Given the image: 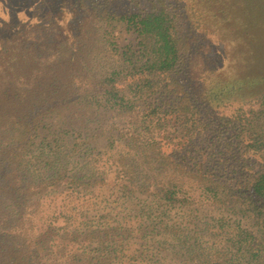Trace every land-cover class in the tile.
Listing matches in <instances>:
<instances>
[{
	"label": "trees",
	"instance_id": "16d2710c",
	"mask_svg": "<svg viewBox=\"0 0 264 264\" xmlns=\"http://www.w3.org/2000/svg\"><path fill=\"white\" fill-rule=\"evenodd\" d=\"M259 5L132 0L118 11L79 0L63 26L25 23L2 38L0 264H105L116 228L70 229L58 222L61 215L65 221L74 215L63 204L43 213L52 194L74 200L105 183L93 173L54 166L62 147L80 148L76 139L64 138L67 121L92 122L100 109L117 119L100 135L122 190L144 191L171 208L199 202L245 217L254 229L238 226L219 264H264V166L254 170L250 163L252 157L264 160V36H250L264 31ZM97 15L123 23L137 41L120 52L123 66L103 78L87 67L102 25ZM199 82L200 91L192 94L188 83ZM242 99L259 104L234 120L237 137H246L242 147L239 141L235 148H194L210 125L201 105ZM195 256L200 264H216L201 251Z\"/></svg>",
	"mask_w": 264,
	"mask_h": 264
},
{
	"label": "rangeland",
	"instance_id": "374dc122",
	"mask_svg": "<svg viewBox=\"0 0 264 264\" xmlns=\"http://www.w3.org/2000/svg\"><path fill=\"white\" fill-rule=\"evenodd\" d=\"M78 1L0 0V48L1 39L10 36L25 23L57 24L59 21L60 25H65L71 20ZM96 1L104 2L107 7L119 11V7L124 5L122 8H126L127 3L132 0ZM258 2L259 6H264V0ZM95 20L102 25L97 29L95 38L98 41L90 52L87 67L94 76L103 78L123 66L124 58L120 52L127 45L135 47L137 41L123 23L110 22L105 15ZM250 36L254 41H260L264 31L258 34L257 29L253 30ZM228 41L234 46L233 40ZM227 43L226 41L225 44ZM227 50L233 51V48ZM201 64H205V61ZM191 71L194 72V69L191 68ZM188 84L195 95L200 91V85H203L202 82ZM258 105L244 99L202 104L201 112L210 125L206 136L193 142L194 148H235L239 141L241 148L246 137H237V131L233 128L234 120L250 107L256 109ZM93 118L89 123L73 119L67 121L65 130L69 134H64V138L67 142L76 139V145H80V148L73 151L70 146L62 147V154L54 161V166L65 167L71 174L75 171L79 174L93 173L96 177H104L105 183L93 189L94 191L81 193L74 200L66 194H52L47 200L51 202V207L47 203L43 213L52 212L55 203L63 204L67 209L73 210L74 215L68 221L61 215L58 222H65L70 229L83 230L89 226L101 231L116 228L118 238L111 246L110 253L102 259L105 264H200L195 256L198 251L219 264L225 258L222 247L232 242L229 239L236 234V228L240 226L254 229L245 217L215 211L209 206L199 205V202L187 207L171 208L157 203L144 191L128 193L122 190L120 183L117 184L113 179L115 173L111 167L112 159L109 160L107 140L100 135L101 130L116 126L117 119L102 109ZM70 124H76V131L70 128ZM173 147V144L168 145V148ZM45 152H48L46 148ZM250 163L254 170L264 166V160L260 161L257 157H252ZM234 165L236 169L239 168L237 162ZM191 193L194 194V191L191 190ZM76 247L80 251L83 249L80 246L72 249Z\"/></svg>",
	"mask_w": 264,
	"mask_h": 264
}]
</instances>
